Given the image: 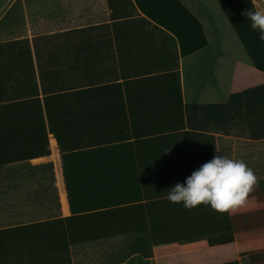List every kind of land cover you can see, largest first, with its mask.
Instances as JSON below:
<instances>
[{
  "label": "crops",
  "instance_id": "crops-1",
  "mask_svg": "<svg viewBox=\"0 0 264 264\" xmlns=\"http://www.w3.org/2000/svg\"><path fill=\"white\" fill-rule=\"evenodd\" d=\"M181 1L204 35L192 22L172 30L163 0H3L1 264H21L9 252L24 243L51 251L71 234L60 155L72 150L82 153L73 204L89 215L71 264H264V96L250 119L233 98L264 77L235 74L249 58L218 6L214 33L209 0ZM216 155L259 177L243 206L219 214L168 201Z\"/></svg>",
  "mask_w": 264,
  "mask_h": 264
},
{
  "label": "trees",
  "instance_id": "trees-1",
  "mask_svg": "<svg viewBox=\"0 0 264 264\" xmlns=\"http://www.w3.org/2000/svg\"><path fill=\"white\" fill-rule=\"evenodd\" d=\"M3 0H0V6ZM221 14L231 27L232 32L238 38L244 52L249 58V66L243 65L240 63L235 64V74H240V72H250L252 76H260L264 77V42H261L258 38L259 33L256 30L251 28V21L249 20L246 12L253 9V3L251 0H215ZM165 13L162 15L163 19H168L169 17V27L172 30H175L177 27L184 28L187 22H192L193 26L196 30H202L204 35V29L201 28V24L197 20V18L191 13V11L183 5L181 0H163ZM142 7V6H141ZM205 9V8H204ZM144 10V9H143ZM206 19L209 22L210 28L215 30L214 33H218L215 29V23L211 15L206 11ZM161 16V14H160ZM188 23V24H189ZM218 55H220V51L218 50L214 54L212 53L210 62H209V74L211 78H214L213 69L216 64V60L218 59ZM236 77V76H235ZM258 82L257 79L251 80V83ZM264 83V82H262ZM249 92L250 96L255 99L253 104H248L246 102H241V99L244 100L245 94ZM260 93V94H259ZM257 94L259 96H264V84H258L253 86V88H249L247 90L240 89L238 91H234L233 98L235 99V114L236 116H244L246 119H250L254 114H256L257 110ZM246 125V124H244ZM247 126V125H246ZM245 131V130H244ZM82 154L78 151L72 150V152H61V170L66 186V190L68 192V199L69 204L71 207L72 217L67 219L66 221L73 222L74 227H72L71 234L68 235V238L65 240L63 239V243L58 245L56 250H36L32 249L36 245L35 244H26L24 243L22 249L18 252H9L18 254L21 258V264H71V251L68 249L69 245H77L79 242L82 241V235L80 230L78 229V222L83 221L82 218H87L89 214H76V213H83L82 210H77L74 207L73 200H72V184H73V177L75 173V168L77 166H73V160H75L76 156ZM74 191V190H73ZM71 192V193H70ZM71 194V195H70ZM89 206V205H88ZM94 207L93 205H90ZM84 209V208H82ZM84 211H88L84 209ZM92 211V210H90ZM85 213V212H84ZM87 213V212H86ZM74 215H81V216H74ZM74 216V217H73ZM81 220V221H79ZM4 231H0V264L1 258L5 255L6 251L2 250V242L3 237L2 233ZM115 234H104L101 235V239H111ZM26 237H24L25 241ZM172 253V252H170ZM208 264H237L235 260L233 261H222L217 263H208Z\"/></svg>",
  "mask_w": 264,
  "mask_h": 264
},
{
  "label": "clouds",
  "instance_id": "clouds-1",
  "mask_svg": "<svg viewBox=\"0 0 264 264\" xmlns=\"http://www.w3.org/2000/svg\"><path fill=\"white\" fill-rule=\"evenodd\" d=\"M253 9L246 14L264 42V0H253ZM258 187L259 177L243 160L216 155L186 179V186L178 183L170 188L166 198L173 204L183 203L188 210L210 205L219 214H231Z\"/></svg>",
  "mask_w": 264,
  "mask_h": 264
},
{
  "label": "rangeland",
  "instance_id": "rangeland-1",
  "mask_svg": "<svg viewBox=\"0 0 264 264\" xmlns=\"http://www.w3.org/2000/svg\"><path fill=\"white\" fill-rule=\"evenodd\" d=\"M202 3H203V1H202ZM206 5H207V7L209 8V11H210V14L212 15V16H210V17H212V19H214V20H216V24H217V17H216V15H217V9H218V7H217V5H216V2H215V0H209V2L208 3H206ZM216 7H217V9H216ZM218 27V26H217ZM220 27V26H219Z\"/></svg>",
  "mask_w": 264,
  "mask_h": 264
},
{
  "label": "bare ground",
  "instance_id": "bare-ground-1",
  "mask_svg": "<svg viewBox=\"0 0 264 264\" xmlns=\"http://www.w3.org/2000/svg\"><path fill=\"white\" fill-rule=\"evenodd\" d=\"M62 187V186H61Z\"/></svg>",
  "mask_w": 264,
  "mask_h": 264
}]
</instances>
